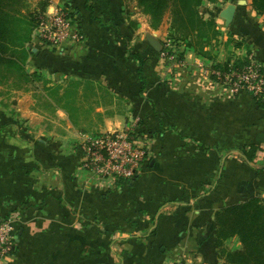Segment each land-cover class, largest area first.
<instances>
[{
	"label": "crops",
	"instance_id": "1",
	"mask_svg": "<svg viewBox=\"0 0 264 264\" xmlns=\"http://www.w3.org/2000/svg\"><path fill=\"white\" fill-rule=\"evenodd\" d=\"M24 3L25 21L73 12L85 38L61 54L33 31L20 73L0 64V223L12 220L14 238L1 264H223L222 251L242 245L217 243L216 213L264 200V96L230 95L199 70L221 64L217 48L212 59L185 50L184 67L159 60L148 40H160L133 0ZM240 4L229 24L230 6L220 11L219 35L264 67V19ZM132 50L148 57L143 68ZM136 120L150 134L136 141L149 156L135 179L90 180L82 137Z\"/></svg>",
	"mask_w": 264,
	"mask_h": 264
},
{
	"label": "trees",
	"instance_id": "2",
	"mask_svg": "<svg viewBox=\"0 0 264 264\" xmlns=\"http://www.w3.org/2000/svg\"><path fill=\"white\" fill-rule=\"evenodd\" d=\"M140 11L148 16L151 29H158L167 17L170 29L175 32L178 38L188 41L183 51H180L179 58L184 59V52L192 49L202 55V51L196 50L191 42L195 38L198 45L208 44L217 37V31L213 19L202 18L198 8L205 2L216 0H133ZM251 9L257 16L264 18V0H250ZM25 7L24 0H0V64L11 67L12 71L22 70L26 63L28 52L24 49L25 44L32 39V33L37 26L39 13L30 14V20H26L22 10ZM74 19L75 14L69 12ZM215 21V20H214ZM180 43L181 41L178 40ZM153 52V50L151 49ZM158 56V54H157ZM130 57L138 62L143 68L148 57L140 52L132 50ZM159 57V56H158ZM209 57V56H208ZM45 65H49L48 62ZM247 63L246 58L237 59L235 68L241 69ZM21 64V66H20ZM229 63L215 66V69L227 71ZM140 68V70H141ZM141 79V76H139ZM262 98V97H261ZM261 98H255L261 104ZM137 136L150 134L146 132L139 121L136 128ZM256 149L250 147L246 154L248 160L252 159ZM120 180L118 184H129L135 179ZM217 243L222 245L225 240L237 238L242 245L240 250H223V264H264V200L250 198L248 201L236 203L223 207L216 215Z\"/></svg>",
	"mask_w": 264,
	"mask_h": 264
},
{
	"label": "built area",
	"instance_id": "3",
	"mask_svg": "<svg viewBox=\"0 0 264 264\" xmlns=\"http://www.w3.org/2000/svg\"><path fill=\"white\" fill-rule=\"evenodd\" d=\"M34 35L37 40L61 54L68 45L82 44L85 38L76 20L63 9L39 15ZM158 55L159 60L166 63L185 66V60L179 58L174 50L171 55L169 51L160 50ZM244 58L247 63L241 69L234 67L235 60L229 63L227 71L206 68L202 64L198 68L230 95L245 92L253 98H261L264 96V67L252 53H246ZM138 121L130 128L135 136ZM141 137L132 139L125 132L84 135L79 143L81 171L93 182L106 187H114L120 180L131 179L149 156L147 147L136 145ZM12 230L11 219L0 223V264L14 252ZM171 264L183 263L174 261Z\"/></svg>",
	"mask_w": 264,
	"mask_h": 264
},
{
	"label": "rangeland",
	"instance_id": "4",
	"mask_svg": "<svg viewBox=\"0 0 264 264\" xmlns=\"http://www.w3.org/2000/svg\"><path fill=\"white\" fill-rule=\"evenodd\" d=\"M240 2L241 0H216L214 2H205L201 5V7L198 8V12L202 18L211 19L212 17L213 19L212 21L215 24V28L217 31V36L219 37H215L208 44L203 43L201 44V46L198 45L197 40L195 38L194 39L192 38L190 43L194 45L196 50L202 51V55L201 54L199 55H201L202 58H206V59L208 58L212 59L211 57L212 55H214L212 53L214 52V49L217 48V52L219 51L220 52L219 55L221 56V59H220L221 64L215 65L217 67L219 65H226L227 63H230L232 60L237 61V59L239 58H244V55L241 52H237L236 48L241 49V47H244V46L246 48V45L236 40V38H234L232 35L230 37L228 36L220 37L219 35L221 30L227 28L224 25V20L222 18H219L220 11H222V9H225L228 6H238L239 7V5H241ZM137 8L139 7L137 6ZM205 8H206V11L204 12ZM215 19L217 22L214 21ZM165 23L168 25L166 30H165V25H164ZM148 25H149V20H148ZM162 26H163V29L159 30L160 27ZM160 27L158 29H152V31H155L157 38L160 40V49L169 51L170 55L173 54V50H174L176 54L179 55L180 52L178 51H183L188 41L178 38L177 34L175 32H172V30L170 29V24L168 22L167 17L163 19V22L160 25ZM178 40L181 42L179 43ZM215 66L211 65L210 67L215 68ZM115 132H125L130 138L132 139L137 138V136H135L133 134V131H130V129L116 130ZM108 133H114V132H108ZM88 134H97V133L89 132Z\"/></svg>",
	"mask_w": 264,
	"mask_h": 264
},
{
	"label": "water",
	"instance_id": "5",
	"mask_svg": "<svg viewBox=\"0 0 264 264\" xmlns=\"http://www.w3.org/2000/svg\"><path fill=\"white\" fill-rule=\"evenodd\" d=\"M234 13H235V8L234 6H230V8L228 9V11H226L225 17L227 20V23H231L233 17H234ZM149 45L152 47V49H154L157 53L160 52V44L152 39L148 40Z\"/></svg>",
	"mask_w": 264,
	"mask_h": 264
}]
</instances>
